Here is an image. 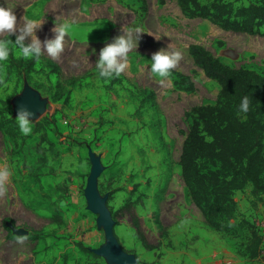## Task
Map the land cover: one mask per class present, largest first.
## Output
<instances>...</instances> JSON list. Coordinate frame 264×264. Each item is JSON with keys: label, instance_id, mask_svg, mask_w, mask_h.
Listing matches in <instances>:
<instances>
[{"label": "rangeland", "instance_id": "1", "mask_svg": "<svg viewBox=\"0 0 264 264\" xmlns=\"http://www.w3.org/2000/svg\"><path fill=\"white\" fill-rule=\"evenodd\" d=\"M160 1L147 0L144 13L138 0H8L18 25L23 17L41 22V41L52 37L55 19L72 20L74 31L59 59L42 55L25 78L9 57L0 62V123L4 115L16 118L20 105L35 113L28 136L0 129V167L12 172L0 195V264H116L96 253L109 243L85 194L94 171L115 236L139 264H264V195L251 186L235 194L237 222L245 219L263 237L262 256L251 260L250 232L230 237L211 230L179 165L192 124L187 112L214 104L220 91L189 47L204 46L230 67L264 74V36L225 31L186 17L177 0ZM127 27L142 33L111 87L95 63ZM169 44L185 53L173 70L191 77L195 92L178 89L173 73L160 83L149 71L151 55ZM143 91L155 97L141 107Z\"/></svg>", "mask_w": 264, "mask_h": 264}, {"label": "trees", "instance_id": "2", "mask_svg": "<svg viewBox=\"0 0 264 264\" xmlns=\"http://www.w3.org/2000/svg\"><path fill=\"white\" fill-rule=\"evenodd\" d=\"M138 2L142 12H147V0ZM160 2L164 4L163 0ZM177 4L190 19L210 21L225 31L264 36V0H177ZM10 38L15 40V36ZM189 54L205 76L219 85L220 91L214 104L193 107L186 114L192 124L181 150L182 179L208 227L230 237L248 230L245 256L259 259L263 237L245 219L237 222L235 194L251 186L255 196L264 195V74L230 67L201 45H191ZM9 59L19 78L27 77L37 62L17 58L12 49ZM58 69L55 65L54 70ZM172 73L178 79L174 83L178 89L196 91L191 77L174 70ZM119 80L114 76L109 85L113 87ZM245 95L250 98V110L237 114ZM141 97L140 106L144 107L153 103L155 95L143 91ZM0 129L17 134L15 118L4 115ZM77 246L90 251L80 242Z\"/></svg>", "mask_w": 264, "mask_h": 264}, {"label": "clouds", "instance_id": "3", "mask_svg": "<svg viewBox=\"0 0 264 264\" xmlns=\"http://www.w3.org/2000/svg\"><path fill=\"white\" fill-rule=\"evenodd\" d=\"M23 23H17V16L14 7L3 0L0 3V36L7 39H0V62L6 61L12 48L18 49L17 55L24 59H36L42 55H47L52 59H59L65 50V38L74 31V23L70 19L53 21L51 29L52 37L45 38L43 41L36 35L41 27V22L37 19L28 17L22 18ZM121 35L112 38L111 42H106L98 54L95 67L101 78L111 79L119 76L128 67L129 53L138 47L142 30L139 27H127L122 30ZM15 36L13 41L10 37ZM29 41V42H26ZM169 44L166 48H161L151 55L149 61V71L160 78L159 82L171 76L183 59L185 53L182 49L176 48L171 51ZM250 110V98L245 95L241 98L238 105L237 114H246ZM35 113L27 107L20 105L16 112L15 123L21 134L28 136L33 132V121ZM12 172L7 167H0V195L7 192V184Z\"/></svg>", "mask_w": 264, "mask_h": 264}, {"label": "water", "instance_id": "4", "mask_svg": "<svg viewBox=\"0 0 264 264\" xmlns=\"http://www.w3.org/2000/svg\"><path fill=\"white\" fill-rule=\"evenodd\" d=\"M98 171L91 174L88 187L85 194L91 210L99 216V224L103 227L105 238L109 243V247L97 251V254L106 256L116 264H139L135 258L127 254L121 247L114 233V220L110 212L106 208V204L102 201L96 191V179ZM19 234H27V231H18Z\"/></svg>", "mask_w": 264, "mask_h": 264}, {"label": "crops", "instance_id": "5", "mask_svg": "<svg viewBox=\"0 0 264 264\" xmlns=\"http://www.w3.org/2000/svg\"><path fill=\"white\" fill-rule=\"evenodd\" d=\"M90 180V179H89ZM89 183V182H88ZM88 187V186H87ZM96 191H97V180H96ZM104 230V229H103ZM115 233V232H114ZM104 235H105V233H104ZM103 250V249H102ZM97 251H100L99 249H97L96 250V253H97ZM102 257H104V256H102Z\"/></svg>", "mask_w": 264, "mask_h": 264}]
</instances>
